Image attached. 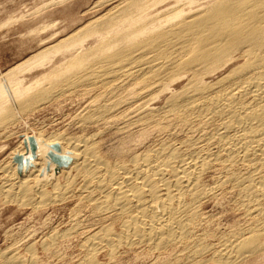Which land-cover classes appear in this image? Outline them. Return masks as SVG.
I'll use <instances>...</instances> for the list:
<instances>
[{
  "label": "bare ground",
  "instance_id": "6f19581e",
  "mask_svg": "<svg viewBox=\"0 0 264 264\" xmlns=\"http://www.w3.org/2000/svg\"><path fill=\"white\" fill-rule=\"evenodd\" d=\"M109 1L112 0L101 3ZM195 3V0H117L103 15L55 44L54 51L42 50L26 59L25 64L0 74V81L7 79L14 94L23 96L26 84L22 86L17 72L45 68L57 56L67 58L52 69L56 71L55 77L62 76L61 80L57 81L58 77L53 83L50 81L51 86L55 82L53 90L73 86L101 93L100 97L94 94L98 96L91 100L94 110L83 116L85 122L80 121L81 124L87 128L86 123L93 126L104 122L109 126V122L113 125L117 122V131H125L126 139H143L138 142L137 138L131 148L126 144L129 149L120 150L117 160L111 163L99 155L98 142L91 136H29L24 138L26 151L16 152L20 164L4 169L1 194L5 199L25 206L33 205L37 199V204L52 205L78 192L75 198L79 197L80 205L83 202L91 208L95 220L120 223V235L112 233V224H106L87 237L85 242L90 251L87 254H91L84 264H92L94 251L106 249L112 253L121 245L129 248L145 245L151 251L181 248L179 252L183 253L177 255H182L179 258L185 264H199L204 252H210L209 262L235 264L264 250V241H260L264 237V0H213L194 9ZM214 75L219 78L207 80ZM40 79L34 81L36 85ZM179 81L185 84L178 91L170 90ZM31 85L34 87L31 83L28 88ZM3 90L0 84L3 109L0 120H9L6 114L12 108L7 109L4 102L8 99ZM168 91H172L169 96L163 94ZM161 95L167 97L162 106L152 107ZM102 99L105 105L101 104ZM32 100L27 102L30 106L38 104ZM155 132L164 134L165 139H180L184 134L190 138L182 139L179 146L167 139L157 147L145 146ZM30 138L34 141V153ZM51 155L67 164L59 167ZM207 172H216V180L209 187L200 184ZM60 177L64 179L63 185ZM49 186L53 193L47 198ZM221 190L234 193L243 207V217L251 224L232 235L222 234L217 246L207 248L208 243L203 246L200 234L193 228L203 216L200 202L208 196L213 198ZM19 259L14 254L7 256L8 264H20L23 260Z\"/></svg>",
  "mask_w": 264,
  "mask_h": 264
},
{
  "label": "rangeland",
  "instance_id": "374dc122",
  "mask_svg": "<svg viewBox=\"0 0 264 264\" xmlns=\"http://www.w3.org/2000/svg\"><path fill=\"white\" fill-rule=\"evenodd\" d=\"M116 1L112 0L109 1L108 3L107 2L101 3L103 2V0L102 1L100 0H0V74H5L9 72V70H12V68L14 69V67L25 64L24 62H27L26 59L29 60L30 58L33 57V55L37 54L38 52H41L42 50H47L50 48V50L54 51L55 48L57 47V45L55 44H60V42L64 41L63 39L67 38L69 35H72L73 33L76 34V31L78 32L88 22H91L97 17L103 15L110 8L111 5L113 6V4L116 3ZM195 1L196 3L192 5V6L195 5L193 7L194 9L201 6V4L206 5L208 4L207 2L210 3L213 0L210 1L195 0ZM100 4H102L103 6H101ZM188 8L189 6L186 7V10ZM52 47L53 49H51ZM63 60L66 61L67 58L65 59L62 56H57L54 62L49 64L50 66L46 65L45 68L44 67L35 68L31 72L30 71L28 72L23 71L19 73L17 72L18 77L17 75L14 76L17 77L18 80H20L23 83L22 86L26 84L24 86V88H26L24 91H26L25 93L27 94H24V91L22 90L23 96L24 95L26 96L23 97L21 96L22 94H20L19 96L21 99L18 98L19 96H17V94L16 95L14 94L13 90L10 89L11 87L9 88L10 84H8L9 81H7V79H2V81H0V84L5 89L3 90V92H5L3 94H6V96L5 95L4 96L5 98L8 99L4 103L8 106L7 109L12 108L11 109L12 111L10 109L8 110L9 116L7 115L8 113L7 114L5 113L7 117L5 116V114L3 117V119L6 117L9 120H5V119L0 120V122L5 121L4 122L5 124L3 123L5 126L4 125L2 126L1 124L2 122L0 123V264H8L7 256L13 254L14 256H16L17 259L20 258L19 260L22 259L24 261V262L21 261L20 264H82L81 262H83L84 264L87 261L86 259H89L87 255L90 256L91 254V253L87 254V252L89 251L85 242L87 237H89L90 234L97 232L102 227H105L107 225L111 226L112 224L110 221L108 223L107 222L103 223L98 221L97 219L95 220V217L93 216L94 217L93 218L91 215L93 214L91 213V208L88 207L83 202H82L83 205H80L81 200L79 199V197L76 196L78 198H75V195H77L78 192L73 197H69L70 199L66 198L65 201L63 199H60L58 201L62 200L61 202L57 201L56 203L55 201V203L52 202V205L51 203L48 202L45 203L46 206L44 204L40 205L38 203L41 207L42 205H44V207L42 208H40V206L37 204V202H39V199L37 198H36L37 200L33 201V205L29 203L28 206H25V204L18 203L17 201L14 200H12L14 201L12 202L9 199H5L4 196L1 194V187L3 186L5 180L4 169L8 168L7 167L8 165L9 167H12L14 164L19 165V163L16 161L17 158L16 154L22 150L26 151L24 138L29 136H38V135L40 136L42 135L41 137L43 136L49 137L56 134H60L67 137L86 136L88 138L91 136L90 139H92L95 143L98 142L96 146L98 153L100 152L99 155L101 157L103 156L105 160L108 161L110 160L109 162L111 163L117 160L121 151H125L129 149V147L131 148L133 144L137 143V141L138 142L143 141L141 137H136V138L133 137L135 139L132 140L135 141H131V139L129 138L126 139L127 134L125 131L124 132L121 131L122 133H119V131H117L116 129L117 122L116 123L114 122V125L113 122H109V126H107L108 123L106 124L104 122H101L100 123L101 125L99 123L98 125L93 124V126L92 124L86 123L87 124L86 126L89 125L87 128L83 126L84 124L83 125L81 124V122L82 123L85 122L84 121L85 119L84 117H86L85 115L88 116L89 113L94 110V108L92 107L94 103L91 100L96 99L98 96L100 97L101 93L94 92L93 90L91 92L88 89L87 91L84 87H82L81 89V87L78 88L73 86H70V89L69 87L64 86L63 88L60 87L61 89L55 88L53 90L54 88L53 85L55 84V82L51 86L50 81L51 83H53L52 81L53 80L55 81L56 78H58L59 76L55 77L56 71H53L52 69H55L54 67L58 68V63L61 66L63 64ZM48 74H50L49 79L48 76L46 77V75ZM53 74L55 79L54 77H52ZM218 74L219 76L221 75V73ZM57 75L58 72L56 76ZM219 76L214 75L213 78H208L207 80L208 81L212 79L215 80L216 78H219ZM37 79H40L42 83L38 80L39 81L37 83L38 85H36L35 82L37 81ZM59 79L60 80L62 79L61 75L57 79V81ZM31 83L34 84V87L33 85H31L32 87H30V88H34L32 90L28 88V86H30ZM184 84L185 81L175 82L172 84L173 87L171 86L170 90L178 91ZM27 90L30 91L27 92ZM61 90L63 93L61 92ZM67 90H69L68 92H70L71 95L67 92ZM84 90L86 91L84 92ZM94 90L100 91V88H96ZM73 91H77V92H73ZM78 91L79 92L82 91V92L79 93ZM172 91L170 92L168 91L163 94L169 96V94ZM13 94L15 95V97H13ZM38 94L40 95L38 96ZM61 94L63 97L61 96ZM81 94H83V96ZM94 94L96 95L98 94V96H95ZM165 95H161L158 101L156 100V102L152 104L153 105L152 107L155 106L154 108H157V106L158 107L162 106L161 104L163 103L165 98H167L165 97ZM48 96H51V98ZM56 96H58V99ZM42 97L44 100L42 99ZM15 98H17V100H15ZM22 99L24 101L26 100L27 101L24 103ZM32 99H35L34 102L36 101L38 104L37 105L32 104L33 101ZM39 99L42 100L38 102ZM103 99L105 100L107 98H103ZM103 99L101 101L102 103L101 102L100 103L102 105H105L106 103ZM110 99L112 100L113 98L110 97ZM19 100H22V102ZM30 100H32L31 104L33 106V109L31 108L32 106L28 104ZM45 100L46 102H44ZM111 100H109V102ZM0 102H2V100H0ZM4 103H1V107L4 108L5 111L6 107H3L2 105ZM5 104L4 106H6ZM107 104H109L108 101ZM24 105L26 106L24 107ZM34 105H36V107H34ZM28 106L31 109L30 108L28 109ZM89 106H91L93 109L91 110V107ZM23 107H24V112L26 110H28V112L27 111L25 113L22 112ZM87 107L89 108V110ZM96 109L97 108H95V112L97 113L98 109L97 110ZM1 112H0V119H2ZM112 112L113 110L110 113L113 114ZM12 113H14L13 114L14 116L12 115ZM10 117L12 118L14 117L15 118L13 119L14 121L11 120L12 118L10 119ZM80 118L83 120H81ZM8 121H13L14 123L9 122L10 125H7ZM103 124L106 125L107 127L106 126L104 127ZM158 135L160 141H158L159 140ZM164 137H165L164 134H157V132H155L152 135V137H150L151 140H147L148 142L145 141L147 143L145 144V146L149 144L152 146L153 144H155L153 146L157 147L161 141L166 139L167 142H170L172 144L176 142L177 145L179 146L180 141H182V139L185 140L187 138H190V135L188 134L181 135L180 139L178 138L174 139L172 137L174 140L177 139L176 141L172 140L171 138L165 139ZM154 138H156L157 140ZM127 141L128 142L131 141L130 144ZM176 143L174 145H176ZM126 144H128L129 147L128 145L126 146ZM142 148L143 147L139 148V150H141ZM214 173L216 172H209L208 174L205 173L200 179V184L203 186L205 185L206 187L213 185L214 180H216V175ZM63 181L64 179L60 177L59 182L61 183V185L64 184ZM77 181L80 182V179H78ZM47 188H46L47 191L46 196L48 198L49 196L52 195L51 193H53V189L50 186ZM48 192L50 194H47ZM219 192L221 193L219 194ZM219 192H217L214 195V197L217 196L216 199L213 197L214 198L213 200L212 196H208L206 197V199L208 200L204 198L202 200L204 202H200L201 205H199V210L200 213L203 214V216L202 215L200 216L199 222L193 228L194 232L197 233V235L200 234L199 237L201 238V244L205 246L208 243L206 245L207 248L208 245L209 248L211 246L215 247L213 245H216L220 237H222L223 235L226 234L225 236H227L228 233L229 235H232L238 230L244 229L251 224V221H249V219L247 220L245 216L243 217L244 215L243 207L239 205L238 199H236L234 193L229 191L230 192L229 195L228 191L226 192L224 190H221ZM224 194H226L227 199L223 197ZM76 201L77 202L79 201L78 202L79 204ZM35 205H38L39 208L38 207L36 208ZM86 207L88 209V212L86 210ZM239 208L242 210H240ZM119 224L120 223L118 221L112 224L110 228L111 231L112 230L114 231L112 233L120 235L121 227L118 226ZM245 224H247V226ZM238 226L241 228H239ZM72 227H74L75 229L73 228L70 231L69 229H71ZM203 228H205V230H203ZM66 230H68L69 233L71 232L72 233L68 234ZM205 231L206 232L208 231L209 233L208 232L206 233ZM201 232L203 233L205 232V234ZM202 234L204 237H201ZM207 234H209V236ZM262 238L264 239V237H261L260 239ZM263 239L260 241L261 242L264 241ZM203 241L205 242V244H203L204 243ZM47 243L48 245H46ZM138 246H139L138 248L137 246L129 248L128 246L121 245V247L118 246L120 247L119 249L115 248V251H113L112 253H109L108 250L107 252L106 249H104L103 251L96 250L94 251L95 255L92 254L95 257V259L93 257H90V259L93 258L94 261L96 260V262H94L92 259L93 262L91 263L92 264L94 263L97 264H161V263L164 264L165 263L167 264V262H171V264L174 263L185 264L184 260L181 261L182 255L179 256L177 255L183 253V252H179L182 250L181 248L167 247V249L165 248L166 250L163 249L165 251L164 252L162 249H161L162 251H158V250L151 251V249L148 250L149 249L148 246L146 247L145 245L144 246L138 245ZM172 252H174L175 255H173ZM206 253L204 252V254L200 256V258L201 257L202 258L201 259L199 258V260H201L199 261V264L200 262H205L202 264H215L213 262L208 261V259L210 260V256H211L210 252H206ZM256 254L250 255L245 259H242L243 261L241 260L235 264H264V250ZM255 255L258 257H256ZM175 256L177 257L176 259ZM174 260L180 261L181 263L180 262L177 263ZM186 264H193V263L189 262Z\"/></svg>",
  "mask_w": 264,
  "mask_h": 264
},
{
  "label": "water",
  "instance_id": "95a60500",
  "mask_svg": "<svg viewBox=\"0 0 264 264\" xmlns=\"http://www.w3.org/2000/svg\"><path fill=\"white\" fill-rule=\"evenodd\" d=\"M30 147H31V151L32 153L35 152V145H34V141L33 139L30 138ZM56 148V147H55ZM51 158L58 164L59 167H62V166H65L67 163L63 160H61V158L55 156V155H51ZM16 161L20 164L21 162V158L20 157H17L16 158Z\"/></svg>",
  "mask_w": 264,
  "mask_h": 264
}]
</instances>
